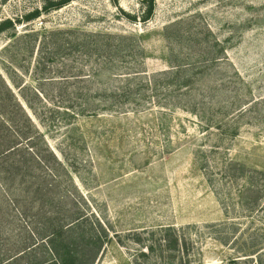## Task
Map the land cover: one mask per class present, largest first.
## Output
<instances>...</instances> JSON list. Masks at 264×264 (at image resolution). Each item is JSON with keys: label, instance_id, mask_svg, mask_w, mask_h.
<instances>
[{"label": "rangeland", "instance_id": "1", "mask_svg": "<svg viewBox=\"0 0 264 264\" xmlns=\"http://www.w3.org/2000/svg\"><path fill=\"white\" fill-rule=\"evenodd\" d=\"M43 3L0 0V20ZM145 9V0H72L17 26L38 35L0 36V77L17 94L24 82L38 112L23 102L34 126L0 78V264L50 259L48 242L90 264H155L147 248L164 226L192 236L196 264H264V0H155L143 21ZM51 30L131 35L143 56L125 51L108 65L55 51ZM52 58L70 73L38 67ZM173 62L191 66L160 75ZM134 65L142 75L113 76ZM114 88L138 105L82 112Z\"/></svg>", "mask_w": 264, "mask_h": 264}, {"label": "trees", "instance_id": "2", "mask_svg": "<svg viewBox=\"0 0 264 264\" xmlns=\"http://www.w3.org/2000/svg\"><path fill=\"white\" fill-rule=\"evenodd\" d=\"M72 0H44V3L39 8H34L33 10H29L25 14L21 15L20 18H6L0 20V36L5 32L13 30L11 35V39H18V38H27L30 36H36L39 34V30H35V28H31L30 31H25L23 33L17 32V26L19 24L25 23L28 24L33 20L39 18L42 13H49L52 10H58L63 8L64 6L68 5ZM154 1L155 0H145L146 9L141 16V20L147 21L153 14L154 9ZM45 38L50 40V43L53 46L55 51H64L66 49L75 50L78 49L80 51H84L87 55L89 54H97L101 56L100 58H107L108 65L113 64L114 56L123 57L125 51H129L130 53H134L136 56H143V47L139 39L131 35H120V34H113L107 32H88V31H80V30H51L48 34H45ZM47 41V44H50ZM57 50H56V48ZM53 58L51 59V64L47 66L45 63L39 62V68L43 70H50L52 71L55 67ZM174 63V62H173ZM99 67L97 71H99L102 67V64H98ZM191 66L189 63H174L173 67L169 70H165L160 73L163 76H175L177 72L180 71V74L185 73L188 68ZM56 69L58 74L70 73L71 67H60ZM143 71L138 70V66L134 65L130 68H127L125 72H119L117 74L113 73V76H122V77H129V76H136L142 75ZM97 74V73H95ZM148 75V74H146ZM159 75V74H158ZM83 74L80 75H71V78L76 80L82 79L81 77ZM158 77V76H157ZM2 84L9 92V96L11 97L13 108L17 111L21 112L24 117L35 126L33 123V119L29 115L27 108L38 118V112L34 108L33 101L29 99L24 93H22V89L26 86L23 82L17 88H19V94H17L10 85L2 78ZM69 77L66 76H47L44 77L45 80L51 83H62V81L69 80ZM176 79H179L177 77ZM148 81V83H147ZM143 82L153 86V76H146L143 79ZM14 83V82H13ZM180 85H184L180 84ZM16 87V84H14ZM33 97L38 98L40 101H43L44 92L40 89V87H27ZM90 89V88H89ZM21 91V93H20ZM106 95L108 98L103 101H95V100H87L84 102V107L80 109L82 112H87L92 114H96L100 110L104 111H113V112H128L130 111L131 107H135L138 105L136 102H127L126 97L129 96L132 91L129 90H121V88H114L112 94H108L105 90ZM99 94V93H98ZM44 102H48L44 99ZM26 104L27 108L24 107V103ZM4 108V106H2ZM2 109V108H1ZM80 111V110H79ZM4 112L0 111V114L3 115ZM53 154V152H51ZM39 161H43L42 158L36 155ZM55 157V154H54ZM77 221V220H75ZM74 221V222H75ZM75 224V223H74ZM72 224V225H74ZM179 230L176 226H164L153 230V246H148V253L153 252V256L156 257L155 264H196L192 258L194 248H195V241L193 240L192 236L186 234H180ZM141 240V238H139ZM50 252L53 257L50 259L39 260L35 258L31 264H90L92 262L84 261L79 259L75 256L74 250H67L65 252H61L58 250L54 245H50L48 242ZM96 248L98 249L96 253H99L100 249H102L104 245V241H102V236H98L95 244ZM24 253V252H23ZM243 253H247L246 250ZM145 252H142L141 255L145 256ZM155 261V260H154ZM230 264H241L240 259L233 258L230 260Z\"/></svg>", "mask_w": 264, "mask_h": 264}]
</instances>
